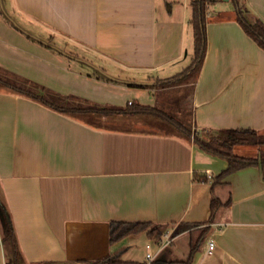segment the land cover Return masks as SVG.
I'll list each match as a JSON object with an SVG mask.
<instances>
[{"label": "crops", "instance_id": "crops-1", "mask_svg": "<svg viewBox=\"0 0 264 264\" xmlns=\"http://www.w3.org/2000/svg\"><path fill=\"white\" fill-rule=\"evenodd\" d=\"M192 1L0 0V67L100 104L169 103L168 93L185 83L150 86L191 63ZM239 2L264 21V0ZM236 14L232 0L209 6L191 116L199 128L264 133V48ZM136 116L88 122L0 89V184L22 263L94 264L122 250L123 259L147 264L157 242L147 231L110 241V223L123 220L149 221L172 234L156 257L166 264L185 261L205 227L190 264H264L261 166L218 178L226 158L168 124L159 130ZM214 197L223 204L211 218ZM0 264H7L1 221Z\"/></svg>", "mask_w": 264, "mask_h": 264}, {"label": "trees", "instance_id": "trees-1", "mask_svg": "<svg viewBox=\"0 0 264 264\" xmlns=\"http://www.w3.org/2000/svg\"><path fill=\"white\" fill-rule=\"evenodd\" d=\"M214 0H193L192 16L190 23L193 28L194 52L191 63L182 72L167 79H159L150 87H159L166 89L181 85L190 78L196 79L206 53L207 35L206 24L208 19V9ZM236 10V17L239 23L262 48H264V21L261 18L251 17L246 7L242 6L239 0H232ZM134 85V84H132ZM140 86V84H135ZM149 87V86H147ZM0 89L24 94L37 99L54 109L63 113L75 116L88 122L102 121L118 115H148L167 122L168 130H171L187 139L194 140L204 150L226 158L228 167L223 170L218 178L234 172L240 168L258 164L264 172V134L251 128H223L209 129L199 128L194 121H186L178 117L169 110L154 105H143L138 101H132L125 106L113 104H100L92 102L86 98L77 95H64L54 90L39 85L32 80L22 77L0 67ZM237 145H258V151L255 155L238 153ZM197 180L203 177H196ZM264 178V175H263ZM223 204L218 198L212 199V217L215 211ZM0 210L3 214L1 221L2 243L6 251L7 264H23L22 251L20 248L14 220L8 204L6 202L2 186L0 184ZM198 240L193 242L190 256L181 264H190L195 251L202 242L208 227L202 229ZM147 231L149 237H155L161 241L164 235V229L161 225H154L149 221H123L114 220L110 223V241L117 242L123 237ZM203 232L204 235H203ZM122 250L107 255L105 258L96 261L94 264H146L144 261L127 260L122 258ZM166 257H158L150 264H166Z\"/></svg>", "mask_w": 264, "mask_h": 264}, {"label": "rangeland", "instance_id": "rangeland-1", "mask_svg": "<svg viewBox=\"0 0 264 264\" xmlns=\"http://www.w3.org/2000/svg\"><path fill=\"white\" fill-rule=\"evenodd\" d=\"M194 82V78H190L188 82H186L184 85H182L181 88H178V90L174 89L170 94L168 93L169 97V103L168 102H162L158 99V102L156 103L157 106L163 107L170 112L174 113L178 117H181L185 119L186 121H193L192 116H191V110H190V97H191V90H192V85ZM56 92V91H55ZM59 93V92H58ZM166 96V93H165ZM160 98V97H159ZM84 99V98H83ZM127 117V115H126ZM132 119L134 120L139 118L136 115H132ZM137 117V118H136ZM140 118H145L147 120H150L151 122L157 123L155 126H157L159 130H164L165 126H167V122L154 118L152 116L148 115H141ZM163 124V125H162ZM264 134V133H262ZM264 148V145L261 146ZM247 153L245 154H250V155H255L258 151V145H250L247 149Z\"/></svg>", "mask_w": 264, "mask_h": 264}, {"label": "built area", "instance_id": "built-area-1", "mask_svg": "<svg viewBox=\"0 0 264 264\" xmlns=\"http://www.w3.org/2000/svg\"><path fill=\"white\" fill-rule=\"evenodd\" d=\"M132 101H130L129 103H131ZM210 178L211 181H214L213 176L209 174L208 176ZM173 240V236L172 234L165 233L163 235V239L161 241H157L156 242V247L155 248H151V243H147V248H151V250H149L146 253V259H147V264H150L153 260H155V258L160 254V252L166 247L168 246ZM216 247V242L212 239H210L208 241V252H212L214 250V248Z\"/></svg>", "mask_w": 264, "mask_h": 264}, {"label": "water", "instance_id": "water-1", "mask_svg": "<svg viewBox=\"0 0 264 264\" xmlns=\"http://www.w3.org/2000/svg\"><path fill=\"white\" fill-rule=\"evenodd\" d=\"M1 7H3L2 4H1ZM2 217H3V214H2V212L0 210V218L2 219Z\"/></svg>", "mask_w": 264, "mask_h": 264}]
</instances>
